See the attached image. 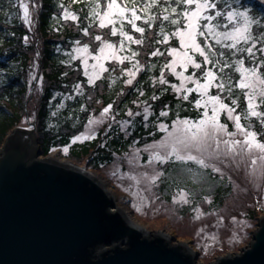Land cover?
I'll return each mask as SVG.
<instances>
[{"label": "trees", "instance_id": "trees-1", "mask_svg": "<svg viewBox=\"0 0 264 264\" xmlns=\"http://www.w3.org/2000/svg\"><path fill=\"white\" fill-rule=\"evenodd\" d=\"M237 1L240 6L249 7L256 17L264 18V0H216L220 8H223L225 3H229L230 7L236 6ZM91 2L92 0H36V11L29 8L32 18L29 26L22 19L23 9L16 0H0V147L8 131L24 123L23 119L27 113L29 119L35 117L38 142L43 155H47L53 149H63L67 145L70 153L67 155L68 158L78 162L80 158L85 157L89 167L98 169L100 164L110 162L114 155L126 151L128 146L142 145L159 137L161 132L157 129L159 122L170 124L177 116L191 119L201 116V110L195 106L194 97L189 96L188 100H184L182 96L175 94L172 89L175 80L169 68L163 67L171 59L166 47H178L179 41L173 36L167 45L158 43L162 39L159 33L162 13L154 28H147L143 20L137 22L146 27L145 44L136 45L133 41L129 47L138 52L136 58L145 67L139 70L132 85L124 83L128 79L127 73L121 75L124 67H133L134 62L131 60H125L122 65L119 61H107V71L103 72L93 85L87 84L88 78L84 75L79 59L72 60L70 64L65 63L72 59L68 52L76 40L90 43L93 49H96L99 45L94 40L96 34H103L114 42L120 39L119 33L116 36L111 35V25L101 29L98 20L95 23L90 22ZM145 2L146 0H135V3L141 5ZM101 3L106 6V0H101ZM61 4L75 11L79 20L73 21L71 18L65 20ZM129 6H133V0H129ZM163 23L165 30L170 31L172 26L169 22ZM125 26L126 30L132 31L137 37L140 36L127 22ZM83 27H89L92 35L86 36L82 32ZM259 30L264 31V27H259ZM25 35L29 42L24 40ZM212 43L217 48H221ZM156 47L161 49L163 55L158 54L153 57L148 54ZM62 50L67 51L62 53ZM221 50H224L227 56L230 54L228 49ZM37 52L39 56L36 55ZM128 54L131 55L130 52ZM261 69L264 71V66ZM162 70L168 83L158 79ZM214 70L220 71L217 67H214ZM195 71L198 74L200 72L199 69ZM224 71L230 72L227 69ZM63 73L67 75H62ZM33 74L37 79L29 80ZM40 76L44 77L42 85L39 81ZM154 77L157 79L154 80ZM21 80L24 83L23 90L29 81L24 107L18 97L21 92L18 83ZM77 83L81 85L80 91L74 87ZM55 92L67 95L65 106L57 108L58 97H54ZM222 95L225 96L226 101H229L225 92ZM138 102H146L150 106L152 114L149 118L144 119L141 115L132 118L128 116L127 111L133 110ZM109 103L113 105L111 112L115 117V123L105 130L102 129L104 134L101 138L104 144L101 146L98 135L88 141L71 143V138L83 129L89 117L107 107ZM262 109L264 110V106ZM165 110L168 114L161 116V111ZM51 114L55 117L54 120H51ZM125 118L132 121L126 133L118 124L119 120ZM255 123L256 130L264 138V127L256 120ZM72 155L75 158H72Z\"/></svg>", "mask_w": 264, "mask_h": 264}, {"label": "snow or ice", "instance_id": "snow-or-ice-1", "mask_svg": "<svg viewBox=\"0 0 264 264\" xmlns=\"http://www.w3.org/2000/svg\"><path fill=\"white\" fill-rule=\"evenodd\" d=\"M16 3L23 9L22 19L31 26L32 18L29 3L25 0H16ZM61 7L63 8L65 20L69 17L73 21L79 20L75 11H69L68 7L63 4H61ZM89 7L91 10L89 15L92 18L90 22L95 23L98 20L101 29L111 25V35L116 36L119 33L120 39L118 42H114L103 34H96L94 40L99 42L96 49H93L90 43L81 45L80 40L75 42L80 45L75 49V52L82 58L84 75L88 77L87 84H95L100 75L107 71L105 61H119L122 65L125 60H131L134 62L133 67H124L121 75L127 73L128 79L124 83L132 85L133 79L139 70L145 67L136 58L138 52L129 47L133 41L136 45L145 44L146 27L137 22L143 20L146 22L147 28H154L162 13V20L159 24V33L162 35V39L158 43L167 45V42L172 40L173 36L177 37L179 41L178 47H166V51L171 53L172 59L168 60L163 67L169 68L175 76L179 77L180 83L173 84V87L177 92L183 90L184 100L189 99L188 94L193 92L194 89L201 94V98L196 99L194 103L198 107L203 104V115L199 120L177 116L172 121L173 128L171 132H168L165 139L160 142L154 141L153 145L146 146L151 148L159 144V147L164 149L163 155L160 151L152 152L149 156V162L153 159L168 161L175 156L178 161H195L202 168L211 167L214 171L221 172L222 169L215 163L211 165L208 163L209 158L229 155L235 159L236 156H240L241 159L247 157L251 160L253 173L256 172L255 166L259 163V174L264 177V139H259V134L254 130H250L251 125L246 127L241 122L242 114L236 111L233 104L225 102L224 97L220 95V92L223 91H227L230 96L234 95L233 88L237 87V84L233 83V77L224 70L230 71L232 67H235L239 73L238 87L244 92L247 99V108L243 115L258 117L260 124L264 126V110L259 109V106H264V71L261 70L264 66V31L259 32L257 36L253 34L252 30L254 24L264 27V18H253L247 8H231L229 3H225L223 8H220L216 0H163V3H161V0H146L142 5L135 3V0H133V6H129V0H123V2L121 0H106V6L102 5L101 0H92ZM154 9L155 11H153ZM164 21L169 22L172 26L170 31L165 30ZM118 22L119 27H117ZM125 22L140 36L137 37L132 31L126 30ZM82 32L86 36L92 35L89 27H83ZM12 35H15V33H12ZM23 38L25 41L28 40L26 35ZM213 41H215V45H219L221 48L214 46ZM258 43L259 48L255 47ZM221 49L234 50L231 52V56H237L238 58L233 63H229V57ZM129 52L131 55L128 54ZM245 52L251 61L250 66L245 64V58L242 55ZM148 54L153 57L158 54L163 55L159 47ZM238 54L241 55L238 56ZM36 55L39 56V52ZM90 57L93 61L91 64ZM258 57L259 62L257 63ZM75 59L76 57L73 56L71 60L65 61V63L70 64ZM190 66L199 69V74L195 71L186 74ZM89 67H91V72ZM214 67L220 70L219 75ZM62 75H67V73ZM30 79L35 80L37 77L33 74ZM153 79L157 78L154 77ZM158 79L163 83L169 82L166 80L163 70ZM39 81L42 85L44 77L40 76ZM189 81L192 82L191 86H188ZM226 84L230 86L225 88ZM213 86L217 89L216 94H210V89ZM74 87L77 91L81 89L79 83ZM257 97H259V102H257ZM235 102L234 100L233 103ZM145 105L147 108L146 102ZM209 107H211V114L208 111ZM111 109H113V105L109 103L107 107L103 108L99 120L95 117H89L88 125L100 123L106 118V114L111 117ZM224 110H227L228 116L234 121V126L237 129L236 133L228 131V125L221 122L220 113ZM128 111L129 115L133 114L131 109ZM167 114L165 111L160 113L161 116ZM111 118L115 119V117ZM127 123L130 124L132 121L129 120ZM88 125H86V128ZM160 126L167 131L168 125L161 122ZM221 133L229 139L222 141L220 138ZM238 133L242 135L243 139L234 138ZM91 134L96 135L94 129ZM84 137L85 133L81 132L71 139L75 142ZM221 143L224 145L223 150L221 149ZM63 151L67 153L69 147L65 145ZM136 152L138 153L139 149H136ZM134 159V157H130V162ZM161 175H163L162 171H157L150 177L149 173H143L144 177H149V182L156 181ZM180 199L184 200V196L182 195ZM232 219L235 220L236 217Z\"/></svg>", "mask_w": 264, "mask_h": 264}, {"label": "water", "instance_id": "water-1", "mask_svg": "<svg viewBox=\"0 0 264 264\" xmlns=\"http://www.w3.org/2000/svg\"><path fill=\"white\" fill-rule=\"evenodd\" d=\"M68 162L43 156L34 121L8 131L0 147V264H201L190 244L143 230L99 176ZM209 264H264V214L247 246Z\"/></svg>", "mask_w": 264, "mask_h": 264}, {"label": "rangeland", "instance_id": "rangeland-1", "mask_svg": "<svg viewBox=\"0 0 264 264\" xmlns=\"http://www.w3.org/2000/svg\"><path fill=\"white\" fill-rule=\"evenodd\" d=\"M25 2L29 3V8L35 11L37 7L33 0H25ZM231 8H247L249 14L253 18H256L249 7L240 6L238 1L236 2V6ZM259 27H261L259 24L253 25L252 30L254 35L258 36L259 32H261ZM27 41L29 42V39ZM213 42L215 43V41ZM83 43L87 42H81V45ZM97 43L99 44V42ZM79 46L80 45L74 43L68 54H70L71 57L75 56L81 62L82 58L75 52V49ZM255 47L258 48V44ZM96 48H98V46ZM228 50H230V54L228 55L229 63H233L238 57L231 56V52L234 50ZM66 51L67 50H62V53H66ZM121 54L123 55L124 53L122 52ZM244 54L247 56V58L244 56L245 64L250 66L251 61L248 58V54L246 52ZM239 55L241 54H238V56ZM89 61L90 64L93 62L91 57ZM106 62L107 61H105V64ZM258 62L259 57L257 59V63ZM81 64L83 66L82 62ZM89 71L91 72V67H89ZM193 71H195V69L190 66L186 74H191ZM217 72L219 75V71ZM171 74L175 80V82L172 83L173 91L177 96L183 97V90L177 92L173 87V84L180 83L179 77L175 76L172 72ZM228 74L233 77V83L237 84V87L233 88L234 95L230 96L227 91L220 92V95L225 99V96L222 95L225 92L229 97V101L225 100V102L233 104L236 111L242 114L241 122L246 127L251 125L250 130L256 131L259 134V139H264L262 137L263 135H261L255 127V120L259 122V118L246 117L243 115L247 108V99L244 92L238 87L239 73L236 71L235 67H232ZM136 77L137 75L135 78ZM23 85V80H21L18 83V88L21 91L18 97L24 107L26 103V92L28 93L29 91V81L24 90ZM191 85L192 82L189 81L188 86ZM229 86L230 85L226 84L225 88ZM216 92L217 89L213 86L210 89V94H216ZM188 95L195 99L201 98V94L196 92L195 89ZM54 97H58L56 106L59 105V107H62L66 105L68 100L66 94L55 92ZM234 100L236 101L235 103H233ZM257 102H259V97H257ZM196 108L201 110L202 116L204 112L203 104L199 107L196 106ZM238 108L241 110L239 111ZM259 109L263 110L262 106H259ZM102 111L103 109L91 117H95L99 120ZM111 111L112 109L110 112ZM208 111L209 114H211V107H209ZM18 112L20 113L21 111L18 109ZM54 112H56V110H54ZM165 112H167V110H165ZM127 113L131 118L136 115H141L144 119H147L151 116L152 109L148 104L146 108L145 103L138 102L132 110L133 114L129 115V111H127ZM51 117V120L55 119L52 114ZM111 117H113L112 112ZM111 117L106 114V118L100 123H94L92 125H88L87 120L83 125V129L76 134L78 135L84 132L85 137L75 142L81 143L88 141L98 135L100 136V144L102 146L104 144L101 138L104 134L102 129L104 128L105 130L115 123V120ZM199 118L190 119L199 120ZM220 119L222 123L228 125V131L237 132L234 121L228 116L227 110L220 113ZM127 121H129V119L125 118L119 120L118 123L120 129L125 133L129 125ZM23 122V125H27V120L25 118ZM163 123L168 125V129L166 131L161 128V122H159L157 124V129L161 131L159 137L142 145L133 144L128 146L126 151L114 155L110 162L100 164L98 169L89 167L86 164L85 157L80 158L78 162L71 158H69V160L80 166H85L89 171L95 173L104 180L106 186L111 190L115 198L116 205L123 207L125 211L128 212L131 219L144 229L150 232L160 230L169 234L174 242H185L190 244L191 247L198 252L197 262L209 264L216 260L218 256L241 251L243 247L249 244L252 239L253 231L257 228L259 217L264 214V177H261L259 174V163L255 166L256 172L253 173L251 160L247 157L241 159L240 156H236L235 159L229 155L209 158L208 163L210 165L215 163L222 169L221 172H216L211 167L202 168L197 165L195 161H178L175 159V156L168 161H157L153 159L149 162V156L152 152L160 151L162 155L164 154V149L159 147V144L151 148L146 147L147 145H153L154 141L160 142L168 136V132H171L173 128L172 122L170 124ZM86 125H88L87 128ZM93 129L96 132L95 136L91 134ZM220 138L222 141L229 139L223 133H221ZM234 138L243 139L242 135L239 133ZM71 143H73L72 139ZM223 148L224 145L221 143V149L223 150ZM136 149H139L138 153ZM50 155L55 157L60 156V158L68 160L67 155H70V153H65L63 149L58 148L53 149L47 154V156ZM71 157L75 158L74 155ZM130 157H134L135 159L130 162ZM157 171H162L163 175L156 181L149 182V177ZM144 172L149 173V177H144ZM137 181H139V183H137ZM182 195L184 196V200L180 199ZM233 217H236V219L233 220Z\"/></svg>", "mask_w": 264, "mask_h": 264}, {"label": "bare ground", "instance_id": "bare-ground-1", "mask_svg": "<svg viewBox=\"0 0 264 264\" xmlns=\"http://www.w3.org/2000/svg\"><path fill=\"white\" fill-rule=\"evenodd\" d=\"M51 159H57V160H59V161H61L62 163H65V164H68V163H70V162H68V160L67 159H64V158H56L55 156H53V155H50L49 156ZM101 179V178H100ZM103 182H104V180H102ZM101 182V181H100ZM101 182L104 186H106V183L104 182ZM107 187V186H106ZM107 189L110 191V193L112 194V192H111V190L107 187ZM117 209H119L124 215H125V217H127L128 219H130L132 222H133V220L131 219V217H130V215L128 214V212L127 211H125V209L123 208V207H120V206H117ZM141 226V225H140ZM142 227V226H141ZM143 228V227H142ZM143 230H145L146 231V229H144L143 228Z\"/></svg>", "mask_w": 264, "mask_h": 264}]
</instances>
